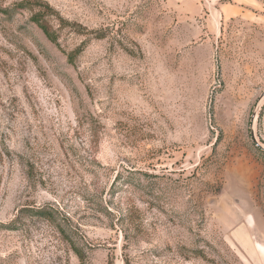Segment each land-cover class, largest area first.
Masks as SVG:
<instances>
[{"label":"rangeland","instance_id":"1","mask_svg":"<svg viewBox=\"0 0 264 264\" xmlns=\"http://www.w3.org/2000/svg\"><path fill=\"white\" fill-rule=\"evenodd\" d=\"M220 3L0 0V264H264V12Z\"/></svg>","mask_w":264,"mask_h":264},{"label":"crops","instance_id":"2","mask_svg":"<svg viewBox=\"0 0 264 264\" xmlns=\"http://www.w3.org/2000/svg\"><path fill=\"white\" fill-rule=\"evenodd\" d=\"M219 3L222 0H217ZM219 18H262L264 0H229V3H220L217 9ZM258 12V13H256Z\"/></svg>","mask_w":264,"mask_h":264},{"label":"trees","instance_id":"3","mask_svg":"<svg viewBox=\"0 0 264 264\" xmlns=\"http://www.w3.org/2000/svg\"><path fill=\"white\" fill-rule=\"evenodd\" d=\"M48 16L49 13L46 10H43L33 14L32 20L42 30V32L45 34V36L50 42L58 44V36L56 32L51 28L50 22L47 20ZM68 59L69 62H74V58L72 56Z\"/></svg>","mask_w":264,"mask_h":264}]
</instances>
